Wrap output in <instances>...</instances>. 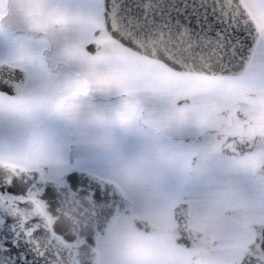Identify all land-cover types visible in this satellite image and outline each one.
<instances>
[{
    "label": "snow or ice",
    "instance_id": "1",
    "mask_svg": "<svg viewBox=\"0 0 264 264\" xmlns=\"http://www.w3.org/2000/svg\"><path fill=\"white\" fill-rule=\"evenodd\" d=\"M0 264H264V0H0Z\"/></svg>",
    "mask_w": 264,
    "mask_h": 264
}]
</instances>
